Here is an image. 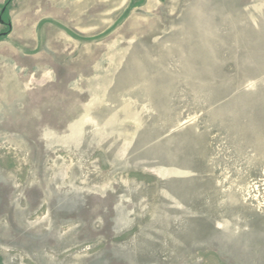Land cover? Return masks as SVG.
Masks as SVG:
<instances>
[{
  "label": "rangeland",
  "instance_id": "1",
  "mask_svg": "<svg viewBox=\"0 0 264 264\" xmlns=\"http://www.w3.org/2000/svg\"><path fill=\"white\" fill-rule=\"evenodd\" d=\"M5 15L0 264H264V0Z\"/></svg>",
  "mask_w": 264,
  "mask_h": 264
},
{
  "label": "trees",
  "instance_id": "2",
  "mask_svg": "<svg viewBox=\"0 0 264 264\" xmlns=\"http://www.w3.org/2000/svg\"><path fill=\"white\" fill-rule=\"evenodd\" d=\"M10 2H11V0H7L5 2V4L2 6V9H1V12H0V18H1L0 20H1V22H4L6 24V26L8 27L6 31L0 33V39L2 37H4V36L8 35L10 33V30H11L10 23L5 20V16H6L5 14L7 12V8L9 6Z\"/></svg>",
  "mask_w": 264,
  "mask_h": 264
}]
</instances>
